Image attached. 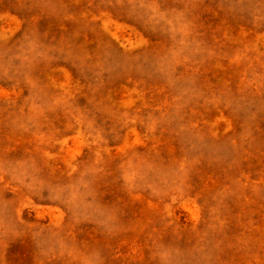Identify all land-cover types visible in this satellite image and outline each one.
<instances>
[{"label":"rangeland","instance_id":"obj_1","mask_svg":"<svg viewBox=\"0 0 264 264\" xmlns=\"http://www.w3.org/2000/svg\"><path fill=\"white\" fill-rule=\"evenodd\" d=\"M0 264H264V0H0Z\"/></svg>","mask_w":264,"mask_h":264}]
</instances>
